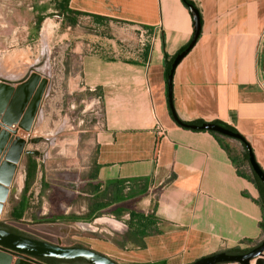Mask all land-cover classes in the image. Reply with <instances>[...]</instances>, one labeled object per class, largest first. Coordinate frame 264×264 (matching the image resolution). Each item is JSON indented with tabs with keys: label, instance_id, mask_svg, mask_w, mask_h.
I'll return each mask as SVG.
<instances>
[{
	"label": "crops",
	"instance_id": "crops-1",
	"mask_svg": "<svg viewBox=\"0 0 264 264\" xmlns=\"http://www.w3.org/2000/svg\"><path fill=\"white\" fill-rule=\"evenodd\" d=\"M191 1L202 28L174 72L175 113L183 122L234 128L264 171V0ZM52 2L56 12L81 13L69 28L87 22L93 29H84L98 34L92 41L99 49L83 62L86 84L98 89L104 110L91 197L96 186L103 191L124 181V193L143 198L147 206L134 210L146 216L144 237L139 243L131 240L137 247L116 262L192 264L235 247L260 245L264 209L252 167L235 163L211 132L181 126L169 107L165 60L194 34L183 0ZM34 3L38 17L51 10L45 0ZM64 14L66 21L72 16L64 12L61 21ZM94 16L108 20L98 23ZM227 141L238 143L243 154L241 141ZM123 202L110 207L123 208Z\"/></svg>",
	"mask_w": 264,
	"mask_h": 264
},
{
	"label": "rangeland",
	"instance_id": "rangeland-1",
	"mask_svg": "<svg viewBox=\"0 0 264 264\" xmlns=\"http://www.w3.org/2000/svg\"><path fill=\"white\" fill-rule=\"evenodd\" d=\"M35 1L38 0H0V81L17 87L37 76L33 94L43 80L47 81L31 129L25 130L19 123L15 124L17 127L13 125L17 131L15 139L21 138L27 143L25 150L38 151V155L32 154L38 172L27 194L29 209L22 221H14L10 216L23 196L30 155L25 151L17 163L7 199L0 202V222L32 238L62 246H84L124 262L127 252L137 247L130 242L128 212L146 210L143 198H127L122 204L126 212L119 218L114 215L113 207L102 211L91 222L66 218L71 214H87L92 201L94 183L90 177L95 171L104 110L99 91L86 84L83 62L85 56L99 49L98 43L92 41L98 40L95 37L98 34L85 30L93 29L87 22L69 28L66 20L61 21L62 15L56 12L58 7L53 6V0H45L51 10L39 24L38 15L32 10ZM46 24L50 28L47 39L43 36ZM104 32L113 36L110 28ZM120 38L123 40L124 35ZM88 41L91 50L83 47ZM34 138L41 141L33 144ZM225 141L234 155L239 156L241 146ZM99 218L120 225L97 223ZM48 226L55 227L57 232L50 234ZM0 264L33 263L0 249Z\"/></svg>",
	"mask_w": 264,
	"mask_h": 264
},
{
	"label": "water",
	"instance_id": "water-1",
	"mask_svg": "<svg viewBox=\"0 0 264 264\" xmlns=\"http://www.w3.org/2000/svg\"><path fill=\"white\" fill-rule=\"evenodd\" d=\"M190 12L194 23L193 37L189 46L175 57L168 76V97L173 109V76L175 69L196 44L201 34L202 24L199 10L193 5H190ZM37 80V76H32L29 80L22 82L17 87L6 81H0V202L7 199L10 191L9 186L13 181L17 169V163L21 160L25 151L27 154L38 155V151L25 150L27 145L25 140L21 138L10 139L11 132L6 128L7 126H13L19 123V126L25 130L31 129L35 112L47 85V81L43 80L37 92L33 94ZM174 117L179 124L186 128L214 131L231 139L243 141V137L240 134L218 124L205 122L202 125H189L181 121L176 113H174ZM40 141V138H34L31 140V143L37 144ZM3 157L4 160L2 159ZM249 162L252 170L264 185V171L257 164L250 149ZM0 249L30 260H37L42 264H47L40 260L43 258H54L66 261L80 258L88 264H119L106 254L91 248L84 246H62L17 234L3 228H0ZM254 260H256L255 264H264V241L244 254H229L222 251L200 258L192 264H253Z\"/></svg>",
	"mask_w": 264,
	"mask_h": 264
},
{
	"label": "trees",
	"instance_id": "trees-1",
	"mask_svg": "<svg viewBox=\"0 0 264 264\" xmlns=\"http://www.w3.org/2000/svg\"><path fill=\"white\" fill-rule=\"evenodd\" d=\"M69 1V0H67ZM184 5L190 9V5H193L194 7L195 4L191 1V0H183ZM197 8V7H196ZM198 9V8H197ZM68 13L69 15H72L71 17L67 18V22L69 23V25L71 26H75L78 23V18L77 15H81L80 12H76V11H72L70 9L67 8H63V10H58V15H62V13ZM65 15V20H66V14ZM74 15V16H73ZM76 15V16H75ZM45 19V17L43 16H39L38 17V22L39 24L42 23V21ZM94 19L96 22L98 23H103L105 19L101 16H94ZM200 21L202 24V18L200 15ZM190 42L187 43L185 46H183L173 57L166 58L165 60V77L167 80V84H168V76L170 74V70H171V66L172 63L175 59V57L183 52L188 46H189ZM98 91V89H96ZM169 99V97H168ZM169 107L171 110L172 115L174 116L175 110L172 108L170 102H169ZM178 122V121H177ZM179 123V122H178ZM186 124L189 125H202L205 122L199 121V122H192V123H188V122H184ZM214 124H218L226 129H229L233 132L238 133L234 128L220 123V122H212ZM181 125V124H180ZM182 126V125H181ZM184 127V126H183ZM190 129V128H189ZM199 131V130H198ZM201 131H209V130H201ZM212 134H214L218 140L221 142V144L224 146V148L231 154V156L233 157L235 163H244V164H248L250 169V163H249V149L252 151L250 145L246 142V140L243 138V141H241L243 147H244V152L242 155L236 156L233 153V150L231 148V146L225 141V139H227L228 137L223 136L217 132L214 131H209ZM239 134V133H238ZM249 146V149H248ZM253 153V152H252ZM37 172H38V164L35 160H33L32 158V154L29 155V161L27 163V178L25 181V186H24V190H23V196L21 201L19 202L18 206H16L12 211H11V218L14 221H22L24 220L28 209H29V202L27 199V194L32 186V184L35 182L36 177H37ZM251 173L253 176V180L254 182L257 184V186L259 187V191H260V196H261V205L264 209V185L262 184V182L258 179V177L256 176V174L253 172V170L251 169ZM96 176L93 175V177H91V179H95ZM125 182L124 181H116V182H111L109 185H107V187L103 190L100 191L99 187H95L94 188V198H92L91 201V205L89 207V212L85 215L79 216L76 214H71L68 215L66 218L71 220V221H86V222H91L93 221L95 218L100 217L102 214V210L110 207L113 204L116 203H121L123 201H125L127 198H131L133 196L134 193H128L125 194L124 193V186ZM111 193V197L109 196ZM156 207V205H155ZM126 211L123 208H116V210L114 211V215L119 218L121 217ZM129 213V221L127 223L128 227H129V238L134 241L135 243H139L141 241V238L144 237V230L145 227V223L146 222V216L141 213V212H135L134 210H131ZM153 214H151L152 216ZM263 227H264V222H263ZM0 228L6 229L8 231H12L14 233L17 234H21L24 236H28V237H32L30 235H27L11 226H7L4 225L3 223L0 222ZM142 230V231H141ZM34 238V237H33ZM254 248V247H253ZM253 248H240V247H235L229 250H226L225 252L229 253V254H244L247 253L249 251H251ZM43 262L47 263V264H88L86 261H84L83 259L77 258L71 261H66V260H60V259H54V258H43L41 259ZM161 264H165L164 262H162Z\"/></svg>",
	"mask_w": 264,
	"mask_h": 264
},
{
	"label": "bare ground",
	"instance_id": "bare-ground-1",
	"mask_svg": "<svg viewBox=\"0 0 264 264\" xmlns=\"http://www.w3.org/2000/svg\"><path fill=\"white\" fill-rule=\"evenodd\" d=\"M50 24V23H49ZM48 28H49V25L48 24H46L45 25V27H44V30H43V36L44 37H46V39H47V36H48ZM49 30H50V28H49ZM46 70V69H45ZM17 75V74H16ZM18 76H20L19 75V73H18ZM14 77V76H13ZM15 78V77H14ZM19 125V124H18ZM16 126V125H15ZM15 126H8V127H6L10 132H11V136L12 137H14L15 138V136H16V134H15V132L17 133V131L15 130ZM17 127V126H16ZM4 128V127H3ZM97 223H103V222H109V223H112L115 227H117L118 226V222H116V221H111L110 219H107V218H99V219H97V221H96ZM49 227V226H48ZM37 228V227H36ZM40 228V227H39ZM38 228V229H39ZM37 229V230H38ZM43 229H46L45 227L43 228ZM47 229H50L49 231V233L51 234V233H56L57 231H55V227H49V228H47ZM46 229V230H47ZM39 233V232H38ZM48 233V234H49ZM42 234V233H41ZM47 234V235H48ZM45 235V234H44ZM29 261V260H28ZM30 262L31 263H33V264H42V263H40V262H38L37 260L35 261V260H30ZM256 262V260L255 261H253V264Z\"/></svg>",
	"mask_w": 264,
	"mask_h": 264
},
{
	"label": "built area",
	"instance_id": "built-area-1",
	"mask_svg": "<svg viewBox=\"0 0 264 264\" xmlns=\"http://www.w3.org/2000/svg\"><path fill=\"white\" fill-rule=\"evenodd\" d=\"M139 41H140V43H141L143 46L146 45V43H147V39H146V37H145V34H143V33L140 34ZM88 49H89V50L92 49L91 45L88 46Z\"/></svg>",
	"mask_w": 264,
	"mask_h": 264
}]
</instances>
